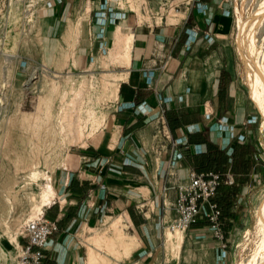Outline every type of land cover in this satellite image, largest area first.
<instances>
[{"label": "crops", "instance_id": "1", "mask_svg": "<svg viewBox=\"0 0 264 264\" xmlns=\"http://www.w3.org/2000/svg\"><path fill=\"white\" fill-rule=\"evenodd\" d=\"M102 5L110 11L99 12ZM144 11L160 15L158 23L140 20ZM243 11V0H143L141 5L64 0L49 8L41 26L49 60L54 61L52 48L60 43L61 61L85 65L126 37L131 47L129 66L109 105V145L67 155L53 174L55 196L42 214L58 230L43 264L235 263L237 225L246 220L240 206H248L249 183L264 180L263 145L256 132L261 117L240 80L245 66L236 41ZM118 52L115 48L113 56ZM162 114L175 145L155 138ZM192 172L234 176L235 184L221 185L214 199L228 246L213 238L205 204L198 222L185 232L179 257L167 261L165 225L175 216L179 186ZM119 219L117 235L123 238L114 246L117 256L95 249L109 262L91 261L88 240L108 220ZM199 249L204 258L196 256Z\"/></svg>", "mask_w": 264, "mask_h": 264}, {"label": "rangeland", "instance_id": "2", "mask_svg": "<svg viewBox=\"0 0 264 264\" xmlns=\"http://www.w3.org/2000/svg\"><path fill=\"white\" fill-rule=\"evenodd\" d=\"M134 1L137 5L143 3ZM259 1L243 0L244 17L239 22L253 16ZM63 3L64 0H0V264H16L19 235L25 224L55 196L53 174L65 163L66 156L84 147L109 145V105L116 97L117 85L124 79L123 69L129 66L131 41L127 37V41L119 40L113 49L110 46L94 55L86 65L81 60L61 61V43L52 48L56 50L54 61L49 60L51 53L41 26L49 8ZM140 20L151 17L140 13ZM253 33L250 24L246 34L252 38L251 52L257 59L262 55L264 58V25ZM236 42L238 47V38ZM115 48L119 50L117 56H113ZM71 49L78 51L76 45ZM36 69L40 72L39 80L26 82ZM242 69L240 80L250 99L262 110L248 81V68ZM256 125L264 154L263 120L258 119ZM113 134L116 136L115 131ZM249 186L244 200L248 206H240L239 210L245 213L246 220L237 225L240 233L233 245L234 264H257L261 258L264 260V253L258 252L262 237L257 225L258 208L264 201V180L253 179ZM102 228L88 240L93 262H109L106 255L96 253L95 249H105L107 254L117 256L114 246L123 238L117 235L121 219L108 220ZM177 233H166L167 261L177 259L184 245L185 233ZM196 256L204 258L205 254L199 249ZM197 264L201 262L198 260Z\"/></svg>", "mask_w": 264, "mask_h": 264}, {"label": "built area", "instance_id": "3", "mask_svg": "<svg viewBox=\"0 0 264 264\" xmlns=\"http://www.w3.org/2000/svg\"><path fill=\"white\" fill-rule=\"evenodd\" d=\"M197 0H188V4L196 2ZM109 12L110 9L102 5L99 12ZM150 15L151 20L143 21L152 26L157 24L156 17L158 14H151L144 11V15ZM101 24L104 27L108 18L103 14L100 16ZM162 19V18H160ZM161 21V20H160ZM104 28H102V35ZM103 37V36H102ZM106 50V49H105ZM40 78L38 69L29 74L26 82H36ZM155 138L158 144H172L175 145L171 130L164 118L160 115L158 118V125L156 127ZM233 186L235 184L234 176L231 174H221L218 172L196 173L190 174L189 182L181 185L178 188V198L174 204L175 216L165 225L164 243L166 242V233L176 234L177 232L185 233L198 222L202 212V207L206 204L209 209L207 215L213 238L217 240L222 248H227L228 242L226 234L223 229L222 210L216 202L215 197L221 185ZM58 230L56 222L47 220L40 213L30 219L23 227L20 233V239L26 240L25 243L18 242L16 264H43L46 258V250L51 235Z\"/></svg>", "mask_w": 264, "mask_h": 264}, {"label": "bare ground", "instance_id": "4", "mask_svg": "<svg viewBox=\"0 0 264 264\" xmlns=\"http://www.w3.org/2000/svg\"><path fill=\"white\" fill-rule=\"evenodd\" d=\"M256 7H259V10L257 11V13L253 14V16H251L247 20L246 19L242 20L243 24L240 27L241 35L238 37V48H245V47L247 48V56L245 58V61H246L247 68H248L247 69L248 70V74H247L248 75V81L252 87L253 95L255 96L257 101L261 104V108H262V111L264 113V58H263V55L258 59L255 58L254 52H251L252 43L250 42V40H252V38L249 37V35L248 36L246 35V27L248 25L251 24L252 30L254 32L253 35H255L257 33V31L261 30L263 25H264V0L259 1L258 6H255V9H256ZM19 33H20V31H19ZM254 40H255V38H254ZM91 81H92V79H91ZM94 116H92V118ZM263 124H264V121H263ZM257 216H258L257 225L259 228L258 230H259V233L262 237V241L258 246V252L260 251V253L262 255V253H264V201L260 204V206L258 208ZM182 234H181V236H182ZM98 241H97V243H98ZM180 241H181V239H180ZM258 252H257V254H258ZM259 257H260V255H259ZM261 259L260 260L257 259L260 262L257 264H264V260H261ZM255 264H256V262H255Z\"/></svg>", "mask_w": 264, "mask_h": 264}, {"label": "water", "instance_id": "5", "mask_svg": "<svg viewBox=\"0 0 264 264\" xmlns=\"http://www.w3.org/2000/svg\"><path fill=\"white\" fill-rule=\"evenodd\" d=\"M258 10H259V7H257V8L253 11V14L257 13ZM242 24H243V21H240V22H239V26H238V34H237L238 37L241 35V33H240V27H241ZM238 49H239L240 54H241L242 62H243V64H244V66L246 67L247 64H246L245 58H246V56H247V48L245 47V48H238ZM258 111H259V114H260L261 119L264 121V114H263V111H262L260 108H258Z\"/></svg>", "mask_w": 264, "mask_h": 264}]
</instances>
